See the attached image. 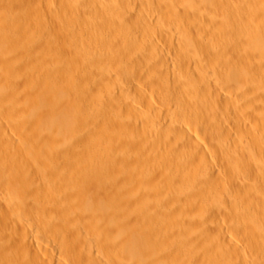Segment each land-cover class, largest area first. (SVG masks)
Listing matches in <instances>:
<instances>
[{
	"label": "bare ground",
	"instance_id": "1",
	"mask_svg": "<svg viewBox=\"0 0 264 264\" xmlns=\"http://www.w3.org/2000/svg\"><path fill=\"white\" fill-rule=\"evenodd\" d=\"M0 264H264V0H0Z\"/></svg>",
	"mask_w": 264,
	"mask_h": 264
}]
</instances>
